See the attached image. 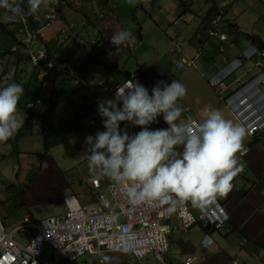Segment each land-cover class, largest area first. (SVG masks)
<instances>
[{"label": "crops", "instance_id": "crops-1", "mask_svg": "<svg viewBox=\"0 0 264 264\" xmlns=\"http://www.w3.org/2000/svg\"><path fill=\"white\" fill-rule=\"evenodd\" d=\"M176 1L173 5L164 3L158 8L157 13L169 10L172 16L176 9H182V0ZM184 1L186 2L183 3L188 4L186 14L194 15V4L201 1ZM205 1L209 4L214 3V7H210L209 11L203 15L198 34L193 39L196 51L200 44H205V49L209 48L213 40L214 46L219 44L222 47L224 43L229 42L232 45L242 38L244 41L239 40V44H242L243 51L253 45L264 46V36L254 33L255 31L244 32L245 29L238 26L237 19L233 21L231 17L238 9L246 5V0ZM157 2L159 0H117V2L115 0H82L76 9L64 4L63 13L67 20L76 23L77 29L80 23L89 21L92 24L91 29L82 25V28L78 29V34L91 39L85 34L87 32L92 34V29H97L98 35L102 36V43L95 48L96 50L87 51L82 60H71L70 72H55L45 82L37 80L35 68L27 61L18 56L3 57V63L0 62V83H4L3 77L7 76L8 83H19L25 90L19 102V110L25 115V123L11 138L0 142V217L6 223L7 229L12 230L17 227L26 215H30L33 219L52 216L47 215L46 210L55 204L53 202L56 200L65 206L64 199L71 194L78 196L84 204H94L95 192L88 182V178L92 176L101 180L102 190L110 197L109 186L113 180L98 173H91L84 156L87 147L85 138L105 130L103 119L97 111L95 93L100 87L99 84L109 74L114 76L117 83H120L128 80L127 74L132 73L148 90H150L149 87H154L157 81L163 79L167 81L169 78H176L182 84H184L183 81L188 82L192 87V92L188 95V100L191 101L188 102L196 110L189 109L187 114L192 120L197 121L204 117L208 105L211 103L216 106L223 105L225 99L229 98L226 97L227 95L230 96L244 83L260 74L261 67L258 61L253 60L248 64L246 61L240 69L245 71L244 79H237L236 85L228 82L232 77L230 75L224 84L216 89L209 84V80L226 71L228 64L223 60L206 63L195 70H192V66L178 70L175 68V62L186 55L182 48L175 59H169L171 50L168 51V56L158 51L153 53L150 58L155 60L150 67L147 66L148 59L145 54L141 58L136 57L135 61L126 59L121 49L116 51L111 44V38L121 30L129 29L136 32L135 28L124 20V17L129 18L132 15L136 4H140L142 9H146V5L154 9L157 7ZM50 8L51 6H43L41 10L45 13ZM218 8H224V15L218 28L221 34H224L222 27L229 25L235 33L234 42H230V39L222 42L219 37L206 38L203 33V27L206 29L210 27V23L206 20L211 21V18H215ZM100 14H104V19L99 18ZM39 20L40 31L49 45L54 47L53 53L66 57L67 53L62 54V51L55 46V40L66 24L56 20L47 26V22L41 17ZM143 23L141 25H145V22ZM54 24L55 27L52 28ZM141 30L142 45H149L151 40L148 32H144V28ZM238 30L239 33H237ZM199 32L203 34V40H197ZM197 52L200 54L199 51ZM109 53L112 55L110 56ZM228 57L230 61L234 59L233 50ZM86 63L88 64L87 74L82 75L80 71L77 72V69L80 70ZM261 63L264 64V60ZM115 64L118 65V70L111 71L110 67ZM89 68H94V71H89ZM97 69L100 71L98 72ZM139 71L143 74L137 75ZM203 78L209 85L202 83ZM259 90L264 95V82L259 86ZM36 97L41 98L42 103L29 109L27 105ZM208 98L212 101H208ZM240 98L234 97L233 101ZM185 105L186 110L187 103ZM183 117L187 118V116ZM230 117L234 123L240 124L231 112ZM125 127L129 134L141 130L139 126H133L126 121L121 122L122 131ZM259 139L256 141L257 138L254 140L246 133L244 149L250 148V151L245 157L240 156L244 170L234 179L233 190L226 196L219 197L220 200L225 201L224 207L230 216V221L226 223L228 227L222 231L210 232L214 243L207 248L204 245L206 232L201 224L184 229L180 218L174 215L170 220L173 232L170 236L169 251L166 254L168 263L184 264L185 257L195 256L197 261L194 264H232L235 257L239 258L240 264H264V137ZM110 198L114 201L112 197ZM190 210L198 219L200 218L199 208L193 207L190 203ZM228 228L231 230L228 231ZM46 250L47 248L44 254ZM53 251L47 259L43 258L45 262L80 264L79 259L86 254L88 257L86 264H152L155 262L152 254L136 261L128 252L121 251L104 255L86 253L76 262L70 263L65 259H56L57 254Z\"/></svg>", "mask_w": 264, "mask_h": 264}, {"label": "clouds", "instance_id": "clouds-1", "mask_svg": "<svg viewBox=\"0 0 264 264\" xmlns=\"http://www.w3.org/2000/svg\"><path fill=\"white\" fill-rule=\"evenodd\" d=\"M81 1L27 0L26 10L17 0H0V9L4 10V21L15 22L17 29L16 40L20 29L23 27L22 18H26L28 28L38 35L39 43L37 46L39 48L46 47L49 50L50 56L56 61V67L48 78L55 74V72H70L69 67L72 68L70 61H75L72 55V46L77 43V38H81L90 44V47L83 50L79 60L83 59L87 51L95 50L102 43V36L100 35L95 39H84L80 36L76 23L67 20V17L63 13L62 6L64 4L76 9L81 4ZM43 6H51V8L43 13L41 10ZM223 9H216V17L211 18V21L206 20L207 23H210L209 28H202L206 38L219 37L222 42L228 40L227 35L225 33L221 34L218 28L224 15ZM30 16H34V18ZM39 17L47 22V26H50L56 20H60L66 24V27L60 30L55 40V46L62 51V54L67 53V56L64 57L66 61L61 62L60 59L63 56L53 53L54 47H51L44 39L39 27L41 23L38 24L40 22ZM104 17V14L99 15L101 19H104ZM70 25L74 26L71 33L73 35L70 36L73 42L69 45L65 44L61 46L58 44V40L63 37V31L67 30ZM83 25L87 29H91L92 27L89 21L84 22ZM141 29L140 32L135 33L130 30H121L113 35L110 40L111 44L115 47L116 51L122 47H132L134 45L133 38L136 37L142 41L140 43L142 44L143 36ZM203 38V34L199 32L197 40H203ZM92 41L96 43L93 45L91 44ZM15 45L5 55L6 58L8 56H18L28 62L23 53L13 51ZM175 46L169 52V55L179 54L181 52L180 49L184 47L181 42H176ZM253 46L242 51L240 56L234 57L231 61L225 54L224 49H221V60L225 61L228 67L224 73L217 74L209 80V84L217 89L224 84V81L230 75L240 70L244 62L253 60L259 62L261 67L260 74L249 80V82L244 83L238 90L236 89L237 91L235 90L236 92L234 91L235 93L233 92L234 95L232 93L231 97L229 96V98L225 99L226 104L231 107L234 116L241 125L226 119L223 113L217 109L207 110L200 121L192 120L187 114L189 109H186L187 118H184V108L180 101L187 95V89L176 78H169L173 80L171 84L166 83L168 80L157 81L156 85L149 87L150 90H148L136 79V75L134 76L132 73H128L131 76L127 74L128 80L120 83H117L114 76L109 74L99 85H105L112 78L113 89L111 94L106 100L98 101L95 93L98 105L97 111L103 119L105 130L97 132L94 136L89 135L85 138L87 147L84 151V156L88 161L90 172L107 176L116 182L127 183L129 185L127 195L130 202L134 205L157 203L161 206H167V211L171 214L176 211L178 204L187 203L188 211L194 216L196 221L186 228L183 219L178 217L184 229H190L198 223L201 224L206 232L204 245L207 248H210L214 243L209 233L212 231H222L228 227L226 223L230 221V216L224 207L225 201L220 200L219 197H224L233 190L234 179L244 170V164L240 161V156L243 158L250 151V148L244 149L243 142L246 133L254 140L264 137V95L259 90V86L264 82V64L261 63L264 60L262 56V52L264 51H253ZM204 48L205 44H200L197 46V51L201 53ZM109 55L111 56L112 53H109ZM3 57L0 56V60ZM179 62L183 63V67H179ZM175 64L178 70H182L189 66H194L195 59L191 60L187 55H184ZM58 68L61 69L58 70ZM35 70L37 71V80L39 81L38 70L36 68ZM8 80L9 77L5 76L3 77L4 83H0V142H5L11 138L25 123V115L19 110V102L25 91L24 87L16 82L8 83ZM149 91H151V95ZM111 97H114V99H110ZM234 97L241 98L233 101ZM36 99L38 97L34 101ZM159 116H161L160 121L157 120ZM163 119L166 123L163 122ZM125 121L133 126H139L141 130L129 134L127 127H125L122 131L121 122ZM152 123L155 126L168 125L169 127L152 130L149 127ZM253 126L256 129L253 130ZM258 133H261V136L258 137ZM179 147L182 148V151H180ZM101 191L104 192L102 187ZM110 197H112L111 194ZM110 197L112 205L116 207V201L113 197L114 201H112ZM190 203L193 207L199 208V219L190 210ZM25 217H28L33 222H40L45 219H33L30 215H26ZM24 218L18 226L23 224ZM0 219L3 221L1 217ZM207 220L209 221L208 223ZM3 223L6 226L4 221ZM218 223H221L220 227H217L216 224ZM230 230L231 228H228V231ZM17 238L20 241H22L20 239L22 238V242L26 243V237L23 234H18ZM106 253L108 252L97 255H104ZM56 254V259H64L58 257V251H56ZM102 259L104 260V258ZM43 261L45 262L44 259ZM196 261L197 257L187 256L185 257L184 264H194ZM232 264H240L239 258L235 257L232 260Z\"/></svg>", "mask_w": 264, "mask_h": 264}, {"label": "built area", "instance_id": "built-area-1", "mask_svg": "<svg viewBox=\"0 0 264 264\" xmlns=\"http://www.w3.org/2000/svg\"><path fill=\"white\" fill-rule=\"evenodd\" d=\"M22 23L13 51L26 56L28 62L38 70L39 81L43 82L56 67V61L46 47L37 46L38 35L28 28L26 18H22ZM73 27L70 25L63 31V37L58 40L59 45L73 42L70 39ZM77 40L72 46L75 60H79L83 50L90 47L81 38ZM95 43L91 42L93 45ZM262 56L264 57V52ZM178 65L183 67L182 62ZM61 68L63 69L62 66ZM112 80L110 78L97 89L98 101L106 100L111 94ZM38 103H41L39 98L28 107L33 108ZM252 129L256 127L253 126ZM89 184L95 191L97 200L93 205H84L76 195H70L65 199L66 211L63 216H52L40 222H33L25 217L23 224L13 230L7 229L0 219V264H47L42 259L47 246L58 251V257L69 262H75L86 253L125 251L131 254L133 260L139 261L152 254L155 259L152 264H168L165 255L172 232L170 219L174 215L179 216L186 228L196 221L188 211L187 203L178 204L176 211L171 214L168 213L167 206L157 203L134 205L127 195L129 185L113 180L109 188L116 201L114 207L108 195L101 191L102 182L99 178H89ZM216 225L220 227L221 223ZM18 234L26 237V243L17 238Z\"/></svg>", "mask_w": 264, "mask_h": 264}, {"label": "rangeland", "instance_id": "rangeland-1", "mask_svg": "<svg viewBox=\"0 0 264 264\" xmlns=\"http://www.w3.org/2000/svg\"><path fill=\"white\" fill-rule=\"evenodd\" d=\"M117 2V0H115ZM201 2H196L195 8H194V15L190 14H183V10L176 9L175 13L170 15V11H161L158 12V8L163 5L164 3H168L170 5H173L176 3V0H159L157 2V7L153 9V7L150 5L145 6V10L141 8V5L136 4L134 6V10H132V15L128 17H124V20H127V24H131L136 32H140V28H144V32L147 31L149 34V38L151 40L150 44H140L142 41L136 37L133 41L134 45L130 48H120L124 54L125 58L130 61H135L136 57H142L143 54L147 56V66L150 67L154 64V58H150L153 53L161 52L163 55L168 56V51L175 48L176 42L183 43L184 47L182 49L185 50V53L188 58L195 59V64L192 66V70H195L198 66L205 65L206 63H213L215 61L221 60V49H224L225 54L228 56L232 53L234 57L238 56L242 51L243 47L242 44H239L240 41H244V39H239L238 41H235V33L232 30V28L227 25L223 26L222 30L227 35L228 39H230V42H234L235 46L233 47L229 42L222 44V47L219 46V44H216L214 46V40L211 41L209 48L205 49L198 54V52L195 50L193 39L196 36L199 25L202 22L203 15L209 11V8L213 6V4L206 3L205 0H200ZM236 1V0H231ZM240 1V0H237ZM131 10V9H130ZM130 12V11H129ZM128 12V13H129ZM153 15V16H152ZM128 16V14H127ZM233 21L238 22V26L243 27L245 30H247L249 33H258L262 37L264 36V0H246V5L241 7L240 9L235 12V14L231 15ZM0 19H3V13H0ZM145 22V25H143ZM141 23H143L141 25ZM82 23L78 25V29L82 28ZM55 27V24L52 28ZM1 29V28H0ZM129 30V29H128ZM86 29L84 30V32ZM98 30L92 29V34H89L87 32L85 34L86 37L90 38H97L98 36ZM83 37V36H82ZM84 39H87L83 37ZM13 43V40L11 39L10 35L5 34L4 30H0V47L6 48L9 50ZM253 51H264V48L254 45ZM189 55V56H188ZM169 59H175L177 57L176 54H170ZM11 58H15L14 56H10ZM3 58L0 60L1 63H3ZM250 61H247L248 64ZM176 68V67H175ZM72 68L69 67V70ZM37 73V71H36ZM244 73L245 71L242 69L240 71H237L236 74H233L232 77L228 80V82H233L234 84L237 83V79H244ZM208 79V78H207ZM211 79V78H210ZM166 79L159 80V81H165ZM209 80V79H208ZM172 79H168L166 83L171 84ZM204 85H209L206 79L201 80ZM184 85H186L187 89V95L182 98L180 103L182 104L184 108L183 116H187L185 112V104L187 103L188 109H194L192 105L188 101V95L192 92V87L189 86V83L186 81H183ZM238 84V83H237ZM236 84V85H237ZM235 85V86H236ZM226 97H229L227 95ZM208 101H212L210 98H208ZM209 109H217L220 110L224 117L226 119H231L230 112L233 114V110L230 106L226 105V102L221 106H216L213 103L208 105L207 110ZM196 110V108L194 109ZM189 115V114H188ZM161 116L157 117V120L160 121ZM150 129L155 130L157 128H163L166 129L169 126L168 125H160L155 126L153 123L149 126ZM139 132V130H138ZM259 134V133H258ZM261 136V133L258 135V137ZM81 201V200H80ZM82 202V201H81ZM50 208L46 210L47 215H63L65 212V206L60 203V201H54ZM83 203V202H82ZM22 241L23 239L20 238ZM46 253L42 255V258L47 259L49 257V254L52 249L49 247H46ZM55 251V250H54ZM53 251V252H54ZM56 252V251H55ZM54 252V254H55ZM87 254L79 259L80 264H86L87 260Z\"/></svg>", "mask_w": 264, "mask_h": 264}, {"label": "trees", "instance_id": "trees-1", "mask_svg": "<svg viewBox=\"0 0 264 264\" xmlns=\"http://www.w3.org/2000/svg\"><path fill=\"white\" fill-rule=\"evenodd\" d=\"M17 2L21 3V6L24 7L27 10V0H17ZM183 2H186V1L182 0V2H181L182 3L181 5H182L183 12L186 13V11L188 10V7H187L186 3H183ZM213 5H214V3H213ZM3 11H4L3 9H0V13H3ZM34 16H30V17L34 18ZM0 28H1L0 30H4L5 34L10 35L11 39L13 40V43H12L11 47L9 48V50H7L6 48L0 47V56H5L11 50L12 46L15 45V43L17 41L16 40L17 29H16V26H15V22H5L4 20H1V19H0ZM237 33H239V30H238ZM250 37H252V36H250ZM253 40H254V42H256L255 38ZM260 47H264V46H260ZM238 56H240V54ZM238 56H236V57H238ZM60 61L61 62L66 61L64 56L62 57V59H60ZM87 66H88L87 63L84 64V66L82 68H80V70L77 69V72L80 71V73L82 75L83 74H87V70H86ZM110 70L111 71H117L118 70V65L115 64V65L111 66ZM137 74H143V72L139 71ZM149 94L151 95V91H149ZM162 117H163V115H162ZM163 122H164V119H163ZM164 123H166V122H164ZM259 140L260 139H258L257 141H259Z\"/></svg>", "mask_w": 264, "mask_h": 264}, {"label": "water", "instance_id": "water-1", "mask_svg": "<svg viewBox=\"0 0 264 264\" xmlns=\"http://www.w3.org/2000/svg\"><path fill=\"white\" fill-rule=\"evenodd\" d=\"M88 70H89V71H94V68H89ZM97 71L99 72L100 69H97ZM128 76H131V74H128Z\"/></svg>", "mask_w": 264, "mask_h": 264}]
</instances>
